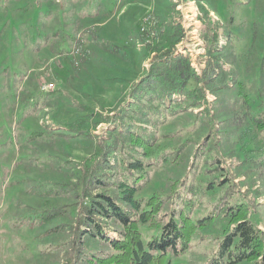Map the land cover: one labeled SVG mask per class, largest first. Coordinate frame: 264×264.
I'll return each mask as SVG.
<instances>
[{
    "label": "rangeland",
    "instance_id": "rangeland-1",
    "mask_svg": "<svg viewBox=\"0 0 264 264\" xmlns=\"http://www.w3.org/2000/svg\"><path fill=\"white\" fill-rule=\"evenodd\" d=\"M167 46L194 71L211 64L217 72L205 92L209 114L182 100L163 110L157 100L146 101L139 115L122 114L142 122L158 112L163 118L153 162L135 191L136 197L161 196L158 223H139L144 247L180 212L194 222L210 216L185 248L167 247L166 258L168 264H220L219 246L238 203L264 231V136L246 127L250 111L264 110L258 103L264 98V0H0V264H67L72 186L97 137L56 123L88 112L115 118ZM49 82L52 88L40 87ZM116 124L101 121L94 131L103 135ZM246 138L258 149L254 154L241 143ZM42 209L59 215L41 221ZM222 256V264L252 263L230 262L227 249Z\"/></svg>",
    "mask_w": 264,
    "mask_h": 264
},
{
    "label": "trees",
    "instance_id": "trees-1",
    "mask_svg": "<svg viewBox=\"0 0 264 264\" xmlns=\"http://www.w3.org/2000/svg\"><path fill=\"white\" fill-rule=\"evenodd\" d=\"M174 31L175 35L179 32L177 28ZM210 35L215 36L211 39L215 40L216 33L213 31ZM216 72L211 64L194 71L186 56L167 46L162 53L153 56L144 74L130 89L126 100L131 103L123 104L117 114L114 113L115 118L110 116L104 120L95 112H88L79 118L56 123L68 131L97 137L96 148L84 158L72 186L75 194L71 204L72 255L66 261L67 264H80V259L88 262L96 260L103 264H168L165 253L167 247L174 251L185 248L196 226L202 225L210 217L205 216L194 222L180 212L177 219L170 217L162 225L160 234L153 236L148 241V247H144L139 223H158L155 216L161 207V196L153 193L147 197H136L135 191L143 180L144 167L153 162L151 155L156 143L154 134L159 131L157 127L163 118L159 115L161 112H158L142 122L134 118V115L141 113L138 110L140 104L153 100H157L161 110L163 105L170 106L171 100H182L180 102L191 107L203 105L199 111L208 113L205 92L208 81ZM224 84L226 87V81ZM261 101L264 103V98L260 97L258 103ZM124 111H131L134 115L127 113L123 116ZM249 115L252 124H247V129L252 128L264 136V110L258 114L250 111ZM101 121L109 125L119 121L120 125L108 127L103 136V132L98 134L94 131ZM243 131L247 134L252 132ZM245 132L243 134L246 135ZM249 141L246 138L241 143L248 142L245 147L254 154L258 149L252 142L250 145ZM263 146L260 145V148ZM262 151L264 147L260 149ZM139 169L141 172H138ZM37 215L39 220L47 221L52 215H59V212L48 213L42 209ZM230 223L231 229L224 236L218 250L220 264L223 263L222 253L225 249L233 254L230 262L247 259L252 261L251 264H264V231L250 218L244 203L235 205L230 214ZM96 243L102 244L104 248L94 249ZM74 253L76 263H71Z\"/></svg>",
    "mask_w": 264,
    "mask_h": 264
},
{
    "label": "built area",
    "instance_id": "built-area-1",
    "mask_svg": "<svg viewBox=\"0 0 264 264\" xmlns=\"http://www.w3.org/2000/svg\"><path fill=\"white\" fill-rule=\"evenodd\" d=\"M40 87L42 88V89H50V88H52V83H43V84H41L40 85Z\"/></svg>",
    "mask_w": 264,
    "mask_h": 264
}]
</instances>
